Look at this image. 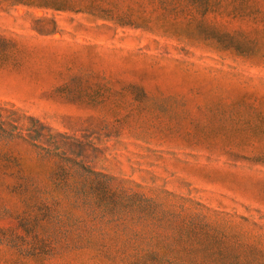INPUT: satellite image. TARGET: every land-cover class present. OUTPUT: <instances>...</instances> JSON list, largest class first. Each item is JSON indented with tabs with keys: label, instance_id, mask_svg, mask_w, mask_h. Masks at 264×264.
I'll return each instance as SVG.
<instances>
[{
	"label": "rangeland",
	"instance_id": "1",
	"mask_svg": "<svg viewBox=\"0 0 264 264\" xmlns=\"http://www.w3.org/2000/svg\"><path fill=\"white\" fill-rule=\"evenodd\" d=\"M0 107L84 140L96 171L198 203L180 264H264V0H0ZM15 156L50 185L48 162ZM29 199L0 189V264H124L94 244L29 259L10 231L61 225Z\"/></svg>",
	"mask_w": 264,
	"mask_h": 264
},
{
	"label": "trees",
	"instance_id": "2",
	"mask_svg": "<svg viewBox=\"0 0 264 264\" xmlns=\"http://www.w3.org/2000/svg\"><path fill=\"white\" fill-rule=\"evenodd\" d=\"M23 146L51 165L49 186L21 171L15 153ZM88 148L84 140L0 107V189L30 197L31 208H55L61 223L55 239L40 240L33 229H23L25 236L10 231V244L29 247L35 256L29 259L40 260L74 253L84 244L97 247L95 257H122L124 264H180L181 257H197L199 227L194 222L205 218L187 203L200 205L166 191L146 193L138 184L96 171Z\"/></svg>",
	"mask_w": 264,
	"mask_h": 264
}]
</instances>
